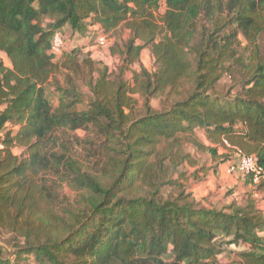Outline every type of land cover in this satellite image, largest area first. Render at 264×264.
<instances>
[{
	"label": "trees",
	"instance_id": "trees-1",
	"mask_svg": "<svg viewBox=\"0 0 264 264\" xmlns=\"http://www.w3.org/2000/svg\"><path fill=\"white\" fill-rule=\"evenodd\" d=\"M120 26L131 35L115 72L85 47L51 53L56 34ZM263 31L264 0H0V264H217L231 246L244 247L234 264H264V179L221 207L186 188L189 148L264 169V56L240 39L249 50ZM146 49L153 70L131 85Z\"/></svg>",
	"mask_w": 264,
	"mask_h": 264
},
{
	"label": "rangeland",
	"instance_id": "rangeland-1",
	"mask_svg": "<svg viewBox=\"0 0 264 264\" xmlns=\"http://www.w3.org/2000/svg\"><path fill=\"white\" fill-rule=\"evenodd\" d=\"M166 12V4L162 3L161 7L158 11H156V16L159 17L160 15H163ZM92 33L94 36H99L100 29L98 27L92 28ZM130 30H128L124 26H120L115 32H111L108 34H105L103 37L105 39V45L102 47H99V41L96 42L97 39L89 38L84 41H78V40H71L69 37V34L66 36V41L68 43V51L78 48V47H85L84 51L92 59L98 63V67L104 68L108 67L110 72H115L118 70V68L122 65V59L119 57L118 54H113V49H115L116 46H119L121 48L124 47V45L127 44V42L130 39ZM242 43V52L246 54H250L253 50L259 51L261 56H264V31L259 35L257 39V44L254 47L247 49L250 43L244 39L243 37L240 38ZM0 59H2L6 65H10L7 57L5 55L0 54ZM141 66H144L148 70H153L154 67V60L151 56L150 49H146L142 52L140 57V63L135 64L130 71L126 72L125 79L128 83L131 85L134 84V72H139L141 70ZM238 77V75H237ZM234 83L231 80L229 76H225V78L222 80L220 90L221 91H228L231 86H233ZM83 91L86 95L85 103L80 106V109H86L87 105L89 103V97L91 96V93L87 87L83 88ZM53 92V89L50 88V93ZM136 99L138 100V107H141L144 100L140 96H136ZM55 104L57 105V100L54 99ZM153 107L158 108L159 107V101H152L151 102ZM20 129L19 126L9 124L6 128V131H11L13 135H16L18 130ZM77 135L79 137H84L86 135L85 131H78ZM190 152L194 153V156L196 159H198L199 162H202L205 165V169H207L209 172L213 170V166L209 163V157L207 155H199L196 153L192 148L188 149ZM27 152L25 148L21 147H15L13 149V153L16 156H22ZM85 155V153H84ZM208 165H210L208 167ZM188 169V175L189 180L186 182V188L189 193H193L192 190H195L196 195L198 197H201L202 195L204 198V203L207 206H217L221 207L226 203H231L233 201H241L244 192L246 189L241 186L240 189L235 188L232 185H229L228 182L225 179H221L220 175H217V173H212L209 175H205L206 172L203 174L201 172L197 177L194 175V170L192 168L186 167ZM200 171V170H199ZM62 192L64 195H66L71 200H74V192L71 190V188L64 184L62 186ZM257 200L259 202V206L262 210H264V194L259 193L257 194ZM1 243H3L1 241ZM9 249V248H8ZM225 251L221 253L217 257V264H234L237 262V258L235 256V253L238 251H241L244 249V247H238V246H231V247H225ZM9 251V250H8ZM7 255V254H6ZM32 264H37L34 258H30Z\"/></svg>",
	"mask_w": 264,
	"mask_h": 264
},
{
	"label": "built area",
	"instance_id": "built-area-1",
	"mask_svg": "<svg viewBox=\"0 0 264 264\" xmlns=\"http://www.w3.org/2000/svg\"><path fill=\"white\" fill-rule=\"evenodd\" d=\"M99 41V47L105 45V39L103 36L97 39ZM68 44L66 40L59 34L54 36L51 53L56 57H59L67 50ZM0 149L3 146L0 145ZM229 174L236 175L243 178H249L253 185H258L264 179V169L260 166L258 159L255 156H248L239 154L229 168Z\"/></svg>",
	"mask_w": 264,
	"mask_h": 264
},
{
	"label": "crops",
	"instance_id": "crops-1",
	"mask_svg": "<svg viewBox=\"0 0 264 264\" xmlns=\"http://www.w3.org/2000/svg\"><path fill=\"white\" fill-rule=\"evenodd\" d=\"M204 142L206 144H208L206 140H204ZM222 153H224L223 149L220 150V154H222ZM205 156L207 158V155H205ZM208 157H209L208 159H209L210 165H212V166L214 165L213 170H211V172H209L210 170L208 171L207 169H205V165L202 162H199L198 167L192 168L194 170L193 171L194 175L197 172H199L197 174V176L201 172H203V174L206 172V174H205L206 176L209 174H212V173H214V174L217 173V175H220L221 179H225L229 185H232L237 189H240L241 186H243L246 189V191L244 192V195L246 193L250 192L251 190H253V184L249 183V181H248L249 179L229 174V168H230V165L233 161H229L227 163H222V164H217V162L214 161V159L211 156H208ZM210 165H208V167ZM189 168H191V167H189ZM192 192H193L192 193L193 196L199 201H201L205 198L203 195L201 197H198V195H196V193H195L196 192L195 190H192Z\"/></svg>",
	"mask_w": 264,
	"mask_h": 264
}]
</instances>
